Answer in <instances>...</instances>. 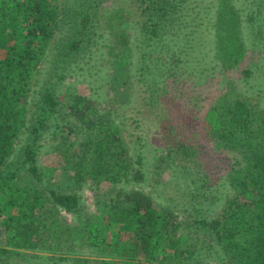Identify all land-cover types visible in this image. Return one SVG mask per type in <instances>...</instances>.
I'll return each mask as SVG.
<instances>
[{
	"label": "trees",
	"instance_id": "1",
	"mask_svg": "<svg viewBox=\"0 0 264 264\" xmlns=\"http://www.w3.org/2000/svg\"><path fill=\"white\" fill-rule=\"evenodd\" d=\"M56 1L71 2L57 6ZM244 3L0 0V264L29 261L31 256L15 249L57 244L55 228L64 231L57 218L62 211L83 218L82 197L48 184L40 173L38 156L47 144L60 149L72 190L90 181L99 186L147 180L144 155L153 143L149 131L143 134L144 108L171 121L164 151L174 174L196 175L191 184L202 182L212 201L234 192L219 217L195 219L203 239L197 235L192 244L193 235L180 232L179 218L187 213L180 206L158 211L148 194L123 190L110 200L108 226L128 233L126 241L117 234L110 241L107 224L101 229L99 218L89 217L81 221L82 234L97 249L96 259H77L76 252L34 255L36 263L28 264H190L197 252L223 255L230 264H264V0ZM117 47L136 58L139 105L131 107L135 115L125 117L133 132L126 122L115 125L116 119L90 107L107 94L111 81L120 83L105 72L120 57ZM218 65L221 77L214 86L225 84L218 85L217 95L206 96ZM239 69L243 88L256 94L257 105L227 83L226 74ZM68 77L88 81L97 97L67 95L61 85ZM186 85L193 94L188 109L159 108L164 97L174 101ZM202 133L213 152L204 151Z\"/></svg>",
	"mask_w": 264,
	"mask_h": 264
},
{
	"label": "rangeland",
	"instance_id": "2",
	"mask_svg": "<svg viewBox=\"0 0 264 264\" xmlns=\"http://www.w3.org/2000/svg\"><path fill=\"white\" fill-rule=\"evenodd\" d=\"M244 1L249 3L254 0ZM244 1L235 0L236 5L240 6H242V3L245 5ZM70 2L71 1H56V5L60 6L64 3L69 6ZM254 3L257 4V2ZM244 8L246 9V7ZM254 8L257 7L254 6L253 9ZM115 42L116 40L114 39V44ZM120 51V57L114 60L115 64H109L105 67V72L107 74L106 76L112 78V76L115 74L117 78L116 81L120 83L118 85H114L113 81H111V83L108 84V86L106 87L107 94L105 93L103 97H99L102 99L94 100V98H96L97 96H94L92 94L93 91L91 85L88 84V81L85 82L84 79H75V77H68L66 81L63 82L61 87L62 91H67V95L77 94L88 98L91 97L92 100L95 101V103H91L90 105L92 110L97 111L99 115L107 114L111 116V118L116 119L115 125H120L126 122V128L133 132L134 126L130 127L131 121H125V117L129 115H135L133 111L131 112V107L137 106V104L139 105V102L137 101L140 96L139 86L135 78H133V75L135 73L134 69L136 68V58L135 54H133V57H129L128 55H131V52L124 50L122 51L120 47H117L115 53H119ZM127 58L129 59L128 64H126ZM218 67V76L217 79L213 78L216 80L213 86L211 85L210 88L205 87V90L203 91L206 96L217 95L220 91L218 90L220 89L218 88V85L225 84L220 83L217 86H214L215 83H217L221 77L219 74L220 66L218 65ZM127 71L128 73H126ZM240 71L241 69L234 71L231 70L230 72H228V74H226V77H228L227 83L234 84L239 90V92L245 95L252 105H257L259 98L256 96V94L247 93L246 90L243 88L240 79L241 75L239 74ZM180 91L182 92V94L177 95V98L174 101H172V98H169L170 96L164 97L162 102L163 104L159 108L162 109L164 112L174 111L175 113L188 109L186 100L193 94H191V90L188 85H186L185 89H182V87L180 86ZM147 104V106H150L149 103ZM261 107L264 109V102ZM144 111L145 112H143V114L140 116V119L143 121V134L147 135L149 131L153 143L151 146H149L148 149H145L146 152L144 155V162L146 164L145 173L147 174V180L145 182L140 183L133 182L132 184H127L124 182L122 184L117 185L112 184L111 182H103L99 186H97L96 183L90 181L87 182L82 188L72 190L74 188L73 182L70 180V177H67L66 173L61 169L63 163L65 164V159L61 154L60 149H56L57 144L55 143L47 144L43 148L41 154H39L38 156V164L41 168L40 173L48 184H51L62 190L69 189V192L72 193L73 191H75L74 193H77L82 197L83 218L79 220L77 216L67 214L62 211L60 216L58 215L57 218L59 219L58 224L63 227L64 231L55 228L58 231V235L56 236L58 237V239L55 240L58 242L57 244L54 242L53 247L47 250H40L39 247L35 249L18 248L15 250L27 254L31 257H33L34 255H53L59 257L65 255L70 256V254L72 256L76 252L75 256H77V259H96L95 256L97 249H95L93 246L88 245L87 236H84L85 233L82 234V229L85 225V222L83 224V222L81 221H86L89 217L99 218V222L97 223L101 229L103 228L102 226L105 227L107 224L104 233L110 241H114L113 239H116V234L120 236L123 241H126L128 233L123 231L119 232L118 234L115 230H112L116 229L115 224H112L110 227L108 226V224L110 223L108 214L111 213L110 200L115 199L117 193L123 190L126 192L141 191L148 194L152 197L153 201L155 202L154 207L158 211H161L162 209L168 206H180L179 208H182V210L187 211V213L184 212V214H181V218H179V221H181L180 232L183 233L185 237H188L190 239L193 235L192 240H190L192 244L195 242L193 240H195L197 235H199V239H203V237H200L202 233H197L195 231V219H197L199 215L204 217L208 214L210 218L219 217V215L222 213L223 206L233 198L234 192H232V194L227 197L229 193H226L224 191V193L221 194V196H223L221 200L216 199L215 201H212L211 197L206 198L207 196L205 195V193L208 194V190L205 188H200L202 182L197 185L191 184V181L196 178V175H193L189 178L187 177L186 179V176L182 175V173L174 174L175 172H177V170H175L174 168H170L171 160L166 156V152L164 151V148L166 147L164 146L165 143L167 141L169 142V140L171 139L170 132L168 130V125L171 123V121H167L165 115L164 118L156 116L157 114L153 112V108H144ZM159 112L161 111L159 110ZM192 123L193 120L191 121V124ZM203 128L205 132L206 126L204 125ZM139 132L140 131H138L137 133ZM83 136L84 134L79 135L77 140H80L81 138H83ZM72 141H76V138L73 137ZM202 143V145L207 147L204 151L211 150L213 152L215 150L214 144L204 133H202ZM130 146L133 147L132 144ZM132 153V157L137 154V152L133 148ZM213 180L216 184L219 182L216 177H214ZM243 199L244 198L240 197L239 201ZM50 231L53 232L54 229L48 230L47 233H44L46 237L48 236ZM31 257L28 260L32 263H36V257ZM14 260L17 262V264H28L29 262L20 261L19 259ZM67 263L72 264V262ZM63 264H66V262H64ZM190 264H230V262L227 261V258H225V256L223 255H218L214 257L206 254L205 256H203L201 253L197 252L196 254H194Z\"/></svg>",
	"mask_w": 264,
	"mask_h": 264
}]
</instances>
